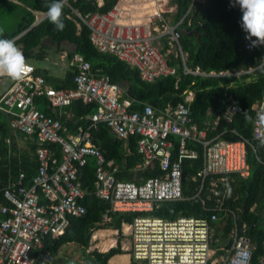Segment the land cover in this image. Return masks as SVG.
<instances>
[{"label": "built area", "instance_id": "1", "mask_svg": "<svg viewBox=\"0 0 264 264\" xmlns=\"http://www.w3.org/2000/svg\"><path fill=\"white\" fill-rule=\"evenodd\" d=\"M206 1L190 0L176 21H171L164 10L169 0H118L105 10L85 13L73 10L88 27L89 38L97 50L111 53L136 67L143 80L151 81L178 70L177 64L169 63L161 50L162 39L168 50L174 51L185 73L239 76L250 72L253 67L206 71L187 64L180 25L185 21L190 23L193 10ZM26 63L32 71L23 80L11 79L0 94V109L8 115V125L14 133L34 135L37 166L29 184L24 182L25 171L19 170L15 178H9L1 186L0 264H54L55 256L43 247V239L46 235L63 233L68 216L84 212L80 200L85 189L78 177V167L88 158L95 163V194L108 200L111 210L150 211L159 201L184 198L182 158L198 155L195 148L187 146L188 139L199 141L203 153L202 164L195 173L197 191L191 197L199 199L211 213L209 216L179 215L172 219L134 214L126 223L130 237L126 249L141 264H207L211 255V221L231 211L223 204L226 187L220 191L218 182L224 181L227 173L249 175L247 145L255 152L257 143L264 141V122L260 120L264 116V94L252 105L251 137L240 134L234 127L229 130L236 134L235 138L218 134L208 137L206 128L199 127L190 114L191 90L183 100L164 108L139 100L141 107L133 108L135 99L124 95L123 88L107 73L92 69L78 51L69 57L74 74L73 84L68 86L49 84L31 62L26 60ZM39 96L46 100L53 113L38 107L34 98ZM74 100L92 102L95 109L81 115V120L70 130L62 116L68 114L65 107ZM237 112L238 102L229 94L220 117L231 123ZM98 122H104L119 138L137 135L136 147L143 161L131 167L132 171L157 162L162 174L149 175L139 182L117 178L118 163L107 159L93 139L92 131ZM176 136L177 152L173 158V137ZM206 191L207 195L203 196ZM209 197L213 198L210 204ZM261 210L264 214V204ZM103 216L108 218L106 213ZM245 230L244 222L241 226L234 223L230 249L221 264H234L238 252H247L243 264H250L253 246ZM258 262L264 264V252Z\"/></svg>", "mask_w": 264, "mask_h": 264}, {"label": "trees", "instance_id": "2", "mask_svg": "<svg viewBox=\"0 0 264 264\" xmlns=\"http://www.w3.org/2000/svg\"><path fill=\"white\" fill-rule=\"evenodd\" d=\"M19 1L0 0V14L15 13L19 16L15 29H0V38L15 39L17 47L26 59L39 55L40 51L35 49L44 46V38L48 37L51 42H56L58 47L62 46L68 56L75 51L82 53L90 62L92 69L99 70V73H107L112 81L118 82L124 89V95L135 99L131 105L133 108L141 107V103L137 100L149 102L157 108H164L167 104H175L183 100L185 93L192 90L194 96L189 105L190 114L199 127L206 128L208 137L218 134L228 139L235 138L236 134L229 130L230 127H234L246 137H251L252 119L246 120L244 113L247 112L252 118V103L264 94V71L259 70L258 67L261 63L260 59H263L264 46L251 49L246 47L249 41L245 39L246 33L240 26L242 12L238 6L231 7V0H207L203 4V18L198 21L194 15L192 24L187 26L194 27L195 38L193 34L181 33V42L187 52V64L206 71L241 67H253V69L240 76L185 73L178 58L173 56L167 59L169 63L177 64L176 73L158 76L151 81L141 79L137 68L124 60L111 53L97 50L89 38L88 27L79 20L73 10L75 8L81 13L105 10L118 0H103L101 4H98L97 0H65L63 31L55 30V26L50 23L47 16L31 25L36 19L34 11H47L46 2L51 3V0ZM189 1L177 0L180 14L185 11ZM183 24H186V21ZM73 74V69L67 70L56 87L72 85ZM229 94L238 102V112L231 123L225 122L220 117ZM34 99L40 109L51 112L45 105L44 98L39 96ZM67 108L72 115L62 119L73 129L79 116L94 110L95 104L74 100ZM218 116L217 123H214ZM92 134L94 141L103 149L106 158L118 163L119 169L115 173L117 178L134 179L139 182L149 175L162 174L157 162L136 171L131 170L136 163L143 161L136 147L137 135H130L127 139L119 138L104 122H98ZM18 138L20 137H17L8 125V115L0 109V189L9 178H15L19 170L25 171L24 182L29 184L36 170L35 142L27 137L24 145H19ZM173 142L172 157L175 158L177 136L173 137ZM187 146L195 148L198 155L182 158L184 198L159 201L150 211L111 210L110 202L95 194V163L92 158H88L85 164L78 167V177L85 189V194L80 200L85 207L84 212L79 215H69L64 232L57 236L46 235L43 239V247L55 256L63 243L72 241L83 248V253L90 264H109L108 258L111 255L127 252L121 247V238L124 235L122 225L130 222L134 214L150 213L168 219L179 215L209 216L211 211L206 209L199 199L191 197L198 187L195 173L202 164V144L188 139ZM247 160L250 164L248 176L227 173L225 180L218 182L220 191H223V186L226 187L223 204L234 209L236 214L235 219L232 212L225 215L221 226L222 232L219 234L217 231L214 232L215 236L211 235L210 247L217 246L214 237L220 235V240H223L229 236L234 222L239 226L245 222V233L253 245L250 264H259V257L264 252V214L261 210L264 201V141L257 143L255 152L247 145ZM202 195L206 196L207 191ZM211 197L207 198L209 204L213 201ZM42 199L43 197L41 201ZM104 213L108 218H104ZM215 223V220L211 221V226ZM97 228L116 229L118 235L115 244L106 250H99L96 247L88 250L92 233ZM229 245L230 243L224 244L222 248L216 249V254L224 253ZM57 259L54 258V264H61ZM209 263L208 260L207 264ZM127 264H141V262L131 257Z\"/></svg>", "mask_w": 264, "mask_h": 264}, {"label": "clouds", "instance_id": "3", "mask_svg": "<svg viewBox=\"0 0 264 264\" xmlns=\"http://www.w3.org/2000/svg\"><path fill=\"white\" fill-rule=\"evenodd\" d=\"M45 6L47 7V19L55 26V30L63 31L65 29L63 20L65 0H51V3L46 2ZM237 6L242 12L240 26L246 33L245 39L249 41L248 47L251 49L264 46V0H231V7ZM260 60L259 70L264 71V59ZM31 71L15 39L0 38V76L6 75L13 80L20 81ZM244 114L246 120L252 119L247 112ZM260 120L264 122V116H261ZM247 256V252H238L234 264H243Z\"/></svg>", "mask_w": 264, "mask_h": 264}, {"label": "crops", "instance_id": "4", "mask_svg": "<svg viewBox=\"0 0 264 264\" xmlns=\"http://www.w3.org/2000/svg\"><path fill=\"white\" fill-rule=\"evenodd\" d=\"M12 1H15V2H20L19 0H12ZM102 1L103 0H97V3L98 4H101L102 3ZM164 10H165V12H166V15H167V17L171 20V21H176L177 20V18L182 14H180L179 13V6H178V3H177V0H169V2L164 6ZM34 13H35V15H37L38 13H43L42 11H34ZM194 15H196L195 16V18H197V20L198 21H200L202 18H203V5H199V6H197L194 10H193V12H192V15H191V17H192V20H191V22L190 23H186V24H182V25H180V29H181V33H187V35H191V34H193L194 35V38H195V31H194V27L193 26H191L190 28H188L187 26L188 25H191L192 24V21H193V16ZM40 18V17H39ZM188 28V29H187ZM46 38H48V37H46ZM46 38H44L45 40H44V43H45V45L44 46H39L38 48H36L35 49V51H37V50H39L40 52H39V55H36V57L37 58H42V57H44L45 55H47V54H49V52H50V50H55L56 52H58L59 53V56L61 57L60 59H59V61H57V63L56 64H58V65H60V67L56 70L58 73L56 74H54V73H51V71L48 69V68H46V67H43V68H41V67H37V66H35L34 64V66H35V68H36V71L37 72H39V73H42L44 76H45V78H46V80H47V82L49 83V84H52V85H54V86H56V84H57V82H59V81H61V79L62 78H64V76H65V74H66V71L67 70H69V69H72V67H71V65H70V63H69V57L70 56H68L67 55V52H66V50L61 46V47H58L57 46V44H56V42H51L50 41V39L48 38V40H49V42H46ZM53 43H54V45H53ZM182 43V42H181ZM54 46V47H53ZM159 46H160V48H161V50L165 53V56H166V58H168V59H170V58H172L173 56L174 57H176L175 56V53H174V51H171V50H168V46H167V43H166V41H165V39H162L161 41H160V43H159ZM183 46V45H182ZM43 47H46V48H43ZM183 49H184V47H183ZM185 50V49H184ZM186 51V50H185ZM186 54H187V52H186ZM64 56H66V58L64 59ZM187 56V55H186ZM174 59V58H173ZM27 60V59H26ZM241 68H244V67H241ZM249 68V67H248ZM223 69H232V68H223ZM237 69H240V68H237ZM211 70H213V69H211ZM220 70V69H219ZM60 74V75H59ZM244 74V73H243ZM242 75V74H241ZM229 76H231V75H229ZM235 76V75H234ZM240 76V75H239ZM1 77V76H0ZM8 77V76H7ZM10 82H11V78L10 77H8V79H7V81H4V80H1L0 79V94L7 88V86L10 84ZM118 83V82H117ZM119 84V83H118ZM120 85V84H119ZM66 86H68V85H66ZM121 86V85H120ZM122 87V86H121ZM123 88V87H122ZM124 90V89H123ZM189 91V90H188ZM192 91V90H191ZM193 96H194V93H192V99H193ZM43 101V100H42ZM44 102H45V105L48 107V105H47V102H46V100L44 99ZM37 103V102H36ZM254 103V102H253ZM253 103H252V105H253ZM37 105H38V103H37ZM48 108H50V107H48ZM253 108V107H252ZM65 109H67L68 110V114H65L64 116H62V118L63 117H71V111L67 108V106L65 107ZM42 110V109H41ZM49 110V109H48ZM45 111V110H44ZM49 111H51L50 113H53V111H52V109L50 108V110ZM46 112H48V111H46ZM89 112V111H88ZM86 113V112H85ZM84 114V113H83ZM83 114H81V115H83ZM80 115V116H81ZM80 116H79V120L78 121H80L81 119H80ZM63 120V119H62ZM77 120H76V123L74 124V127H75V125L77 124V122H78ZM64 122V121H63ZM64 124H66L67 126H68V128H70V130H73L67 123H65L64 122ZM13 131V130H12ZM17 134V137L19 136L20 138H18V144L19 145H24V142H25V138H27V137H29V138H31L32 140H33V142H35V137H34V135H27V134H23V133H21V132H16L15 133V135ZM20 135H22V137L20 136ZM214 135H217V134H214ZM213 135V136H214ZM33 136V137H32ZM51 147H54L55 148V150L57 149V146H55L54 144H51ZM232 173H235V172H232ZM237 174V173H236ZM239 175V174H238ZM232 178H233V176H231ZM225 180V179H224ZM263 204H264V201H263ZM263 206V205H262ZM253 207V206H252ZM230 208V210L231 211H229V212H232V214H233V217H234V219H235V214H236V212H235V210L234 209H232L231 207H229ZM262 208V207H261ZM228 213V212H227ZM224 218H225V216H223V217H220V218H218V220L216 219L215 221H216V223L213 225V226H211V235H212V228H214L215 229V232L217 233V231H218V233L220 234V232H222V224L224 223ZM214 221V220H213ZM235 223V222H234ZM245 223V222H244ZM123 224H126V223H123ZM122 229H123V225H122ZM103 230H112V231H114L112 228H109V229H103V228H99V229H96L95 231H94V233H93V236H94V234H95V232H97V231H103ZM232 230V229H231ZM216 233H213V236H215L216 235ZM127 235H128V238H129V240H130V237H129V234H128V232L126 233ZM215 234V235H214ZM231 231H230V233H229V236L227 237V238H229L230 239V241L229 242H226L225 240L227 239V238H225V239H223V240H220V235L218 236V237H214V239L216 240V242H217V246L215 247V248H211V255H210V258H209V264H214V263H216V257H217V255H220V254H216V252H215V250L216 249H219V248H222V245H224V244H228V243H231ZM113 237V236H112ZM114 239H115V242H116V238L115 237H113ZM101 241V239L99 238V240H98V243H97V245L99 244V242ZM115 242H114V244H115ZM211 242V241H210ZM129 243V242H128ZM218 244H220L219 246H218ZM111 245H113V244H110L108 247H110ZM253 246V245H252ZM99 247V246H98ZM230 247V245L228 246V247H226L225 248V251H224V254L225 253H228L229 252V248ZM100 249V248H99ZM59 250V249H58ZM89 250V249H88ZM228 251V252H227ZM120 254H128V256H129V258H128V261L126 262V263H124V264H127L129 261H130V259H131V256H130V254H129V252H124V253H115V254H113V255H111L109 258H108V263L109 264H112L111 263V259L113 258V257H115V256H117V255H120ZM221 254H223V253H221ZM55 258H56V256H55ZM140 262V261H139ZM115 264H122V263H115Z\"/></svg>", "mask_w": 264, "mask_h": 264}, {"label": "rangeland", "instance_id": "5", "mask_svg": "<svg viewBox=\"0 0 264 264\" xmlns=\"http://www.w3.org/2000/svg\"><path fill=\"white\" fill-rule=\"evenodd\" d=\"M44 13H38L36 15V18H39L43 15ZM18 14L12 13L10 15L6 14H0V29H8V30H13L17 27V21H18ZM45 40V39H44ZM46 42H49L48 38H46ZM54 45V43H53ZM54 47V46H53ZM46 48V47H43ZM61 57L59 56V53L56 52L55 50H50L49 54L45 55L42 58H37L36 56H32L27 58V61L31 62L32 64H34L37 67H46L48 68L51 73H58L56 70L60 67V65L56 64L57 61H59ZM66 58V56H64V59ZM60 75V74H59ZM1 80L7 81L8 77L7 76H1L0 77ZM150 214V213H147ZM218 220V219H217ZM99 229V228H97ZM103 229H109V228H103ZM114 231L111 232V236L115 237L118 235L117 234V230L113 229ZM127 225L123 224V237L121 238V243H122V248H124L125 250H127V245L129 242V238L127 233ZM215 232V229L212 228V235ZM94 233V231H93ZM93 233L91 236V243L88 247V249H92L94 247H96L97 249H99L97 243L99 238H93ZM128 252V251H127ZM228 252V251H227ZM227 253H223L220 255H217L216 257V263L214 264H221L223 258L225 257ZM58 259L57 261L61 262V264H90L89 261L86 259L84 253H83V248L76 244L75 242H67V243H63L60 247L58 252L55 255Z\"/></svg>", "mask_w": 264, "mask_h": 264}, {"label": "bare ground", "instance_id": "6", "mask_svg": "<svg viewBox=\"0 0 264 264\" xmlns=\"http://www.w3.org/2000/svg\"><path fill=\"white\" fill-rule=\"evenodd\" d=\"M112 230H103L95 232L93 238H100L101 241L99 242L98 246L100 250H106L110 244H114L115 239L111 236ZM128 254H120L111 259V263H126L128 261Z\"/></svg>", "mask_w": 264, "mask_h": 264}, {"label": "water", "instance_id": "7", "mask_svg": "<svg viewBox=\"0 0 264 264\" xmlns=\"http://www.w3.org/2000/svg\"><path fill=\"white\" fill-rule=\"evenodd\" d=\"M46 13H47V11H45L44 14H43L41 17L43 18L44 16H46ZM37 21H38V19L36 18V19L34 20V22H33L31 25H34L35 23H37ZM225 241H226V242H229L230 239L227 238ZM99 250H100V249H99Z\"/></svg>", "mask_w": 264, "mask_h": 264}]
</instances>
